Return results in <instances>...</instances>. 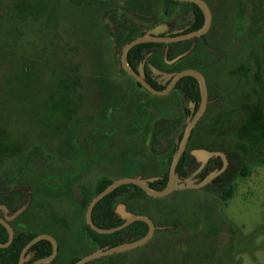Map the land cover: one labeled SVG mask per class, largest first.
<instances>
[{"label":"rangeland","instance_id":"obj_1","mask_svg":"<svg viewBox=\"0 0 264 264\" xmlns=\"http://www.w3.org/2000/svg\"><path fill=\"white\" fill-rule=\"evenodd\" d=\"M152 2L147 0V3ZM262 3L264 5V0L214 1L215 18L226 20L217 25L223 32L214 42L220 52L218 56L230 47L240 49L243 45L246 62L248 55L255 53L264 64V7L260 10L262 27L255 33L256 38L250 36L255 18L250 11L261 7ZM249 8L251 10L247 11ZM239 12L244 13L247 25H251L246 28V32H250L246 33L248 40L243 43L234 34L243 23L237 18ZM102 25L98 10L91 6L78 8L61 0H0V174L16 170L15 164L36 144V135L51 146L59 158L73 155L78 148L75 136V131L79 130L78 120L86 117L91 120L110 112L118 94L112 87L116 81L112 74L113 48ZM205 59L202 69L210 98L214 99L218 89L223 94L220 82L232 63L209 64L207 57ZM229 81L233 86L229 94L236 100L230 104L218 103L209 108L206 115L207 119L213 117L221 104L229 107L233 119L227 118L226 123L230 131L234 129L238 134L224 140L233 162L226 181H221L223 184L218 190L212 185L196 191L173 192L161 198L127 190L121 200L130 212L146 215L161 227L178 226L166 229V233L163 228L156 229L148 245H142L143 249L140 246L116 252L89 264H171L169 250L161 254V248L167 246L166 242H180L183 236L180 226L187 232L186 236H194L184 242L189 243L193 254L188 250L185 257L178 255V261L184 264H264V92L259 114L257 117L244 115L243 128L236 94L239 95L237 88L245 82L244 72L234 73ZM261 81L258 85L264 91V80ZM246 84V88L250 87L251 81ZM253 104L254 100L248 99L245 108H253ZM185 105L186 100L179 105L183 126ZM223 117L226 118V113ZM217 129L222 131V127ZM94 144L99 154L109 156L105 143L94 140ZM245 165L248 174L243 175ZM133 169H117L114 177L130 175ZM99 170L96 165L84 171L80 176L85 179L81 190L76 189L77 183L72 184L73 188L69 184L59 186V193L33 182L28 186L38 197L29 211L30 217L34 216L32 231L50 234L60 243L56 264H70L73 259L96 249L79 227L84 220V206L94 195L93 180ZM106 176L113 178L108 173ZM56 183V180L51 181L52 186ZM229 184L233 187L232 196L224 201L221 194ZM38 188H42L40 193ZM27 189L25 187L24 191ZM61 241H64L62 247ZM176 247L184 249L180 244Z\"/></svg>","mask_w":264,"mask_h":264},{"label":"flooded vegetation","instance_id":"obj_2","mask_svg":"<svg viewBox=\"0 0 264 264\" xmlns=\"http://www.w3.org/2000/svg\"><path fill=\"white\" fill-rule=\"evenodd\" d=\"M61 1L68 5L78 6V8L91 6L98 10L103 23L104 34L108 37L113 48L112 55L115 65L112 66V74L116 81L112 83V87L117 90L118 99L111 107L109 113L100 117L95 116L91 120H89V117L78 120V133L75 131L78 148L73 155H69V157L62 155L59 158L57 154L53 153L52 147L46 145L36 135V144L29 147L23 158L15 164V166H18L16 170H8V172L5 171L0 174V219L5 221L12 229V241L17 234L22 232L32 233V238L39 234H47H37L32 231L34 216L30 217L29 211L33 209V203L38 197L35 194L33 195L31 187H28L31 182L37 183L38 186L42 185L48 189L51 188L55 193L61 192L59 191V186L62 187L64 184H69L70 188H73L72 184L77 183L78 188L76 189L81 190L85 184V179L83 180L80 176L85 173L86 169L98 165L101 170H99L98 174H95L93 180L95 185L93 197L100 192L96 190L103 181L109 180L111 183L113 180L123 177L149 179L148 186L150 188L155 190L162 189L168 181L173 155L178 149L189 123L196 116L197 118L190 129L184 150L176 165L175 173L179 181L186 185L187 179L192 184H198L210 173L219 172L201 187L178 189L173 192L176 193L183 190L196 191L207 189L212 187V185H216L213 189L218 190L217 187L223 184L221 181H226L228 178L226 175L233 163L231 161V153L224 146L225 138L235 133L234 129L232 131L229 130V123H226L228 121L227 118H232V116L229 114V107L222 105L226 102L230 104L232 100H236L235 97L229 94L233 89L232 83L229 85V77L234 76V73L244 72L245 82H242L243 84H240L239 88H237L239 95L235 93L238 96L242 110L239 118L243 123L240 127L244 128V115L246 117H257L258 112H260V98L264 91L258 84L262 82L261 80H264V70L260 71V69L264 68V64L255 53H250L252 56L248 55L249 61L246 62L247 54L243 45L240 49L238 47L235 49L230 47L225 50L223 55L218 56L220 52H217L218 48L214 45V42L223 36V32H220L217 25L218 23H225L226 20L225 18L219 20L215 18L213 5L215 0H203L210 11L211 18L207 29L200 34H196V32L200 31L205 23L204 12L195 2L188 0H153L152 3H147V0ZM252 4L255 5V2H252ZM262 7H264L263 3L261 7L254 8L255 11H250V8L247 10L250 13H254L255 18L252 29H250L252 30L250 36L255 38V33L261 28L260 10ZM237 18L242 19L243 23L239 25L234 34L236 37H240L243 43L249 36H246V33H250L246 32V28L248 26L251 28V25H247L244 13L239 12ZM141 37H146L148 40L135 43L129 48L125 59L127 70L121 61L123 48ZM205 57L208 60L206 63L209 64L215 62V64L219 65L222 62H229L230 65L232 63L226 68L222 82H220L223 94L221 95L219 93L220 89H218L214 99L210 98L208 81L205 77V71L202 69L203 61H206ZM211 57L213 58L211 59ZM256 63H258V67ZM184 70H194L204 78L206 100L201 112L202 95L198 78L192 75H184L174 80L176 75ZM248 81H251V86L246 88ZM143 82L156 92L150 91ZM163 91L164 93H161ZM247 94H249V97L246 96ZM248 99L254 100L253 108H245ZM184 100H186L187 106L185 105L183 109L186 119L183 126L181 121L182 110L179 105ZM218 103H222L221 105L219 104L221 109L215 110L218 113H214L213 117L207 119L206 115L209 108L218 105ZM191 104H193V107H190ZM223 113H226V118L223 117ZM218 127H222V131H219ZM93 139L106 144L109 156L99 154ZM198 151L215 152L216 154L205 159L201 154L195 153ZM40 164L41 168L39 169L38 165ZM129 167L134 168L130 175L114 177L117 169ZM22 173L23 178L21 177ZM33 173L35 174L34 177L31 175ZM107 173L113 175V178L106 176ZM53 180L57 181L55 186L51 185ZM124 185H127V190L134 189L148 197L161 198L146 194L134 184ZM25 187L28 188L27 191H24ZM136 187L140 190L136 189ZM39 189L41 190L42 188H38L40 193ZM127 190L114 203L113 209L116 216L121 220L120 224L125 219L117 213L116 208L117 205L121 204L126 211H129L121 200ZM33 196L34 198L32 199ZM90 200L87 201L86 205L84 204V220L79 227L85 236L86 225L89 226L86 222L85 213ZM153 223L156 227L155 230L163 228V232L166 229L171 227L174 229L178 226L173 224L161 227L156 225V222ZM0 225L7 234L5 241H0V243H6L9 239V232L1 222ZM179 228L182 229L183 236L177 245L180 244L184 249L181 247L182 250H180L175 247L178 248L176 254L169 253H172L170 256H173L171 259V261L174 259L173 262L179 260L177 258L178 255L182 256V258L186 256L188 250L190 251V245L189 243L186 245L184 242L194 237L192 235L186 236L185 233L187 232L181 226ZM166 239L169 240L171 238L167 237ZM41 240L46 239L38 240L26 250L23 264H33L51 254L52 244L49 240H46L51 246L49 254L42 255L38 247L34 248V245ZM12 241L9 245H11ZM56 244L57 251L53 259L46 263L36 264H56L60 243L56 241ZM62 245H64V241H61V247ZM8 246L2 248H7ZM79 259H73L70 264ZM178 263L184 264L180 261Z\"/></svg>","mask_w":264,"mask_h":264},{"label":"water","instance_id":"obj_3","mask_svg":"<svg viewBox=\"0 0 264 264\" xmlns=\"http://www.w3.org/2000/svg\"><path fill=\"white\" fill-rule=\"evenodd\" d=\"M191 2H195L204 12L205 15V23L202 27V29L200 31H197L196 34H200L202 32H204L209 23H210V18H211V14L210 11L208 9V7L206 6L205 2L203 0H188ZM148 40L146 37H141L138 38L134 41H132L131 43L127 44L124 48H123V52H122V57H121V61L123 66L128 70V67L126 65V54L129 50V48L134 45L135 43L141 42V41H146ZM184 75H192L198 78L199 82H200V88H201V95H202V104H201V108H200V112L203 110L204 108V104H205V100H206V87H205V82H204V78L202 77V75L194 70H184L180 73H178L175 77L174 80H177L179 77L184 76ZM144 83V82H143ZM144 85L152 92H156L155 90H153L149 85L145 84ZM160 93V92H157ZM161 93H164L161 92ZM197 118V116L189 123L180 143L178 146V149L176 150L175 154L173 155L171 164H170V169H169V176H168V181L166 183V185L160 189V190H155L152 189L148 186V181L149 179H140L137 177H123V178H118L113 180L109 185H107L102 191H100L99 193H97L89 202L87 208H86V213H85V218H86V222L87 224L91 227L92 230L101 233V234H109L112 232H115L117 230H120L122 228H124L125 226H127L128 224L134 222V221H143L147 224L148 226V231L146 232V234L142 237H140L139 239L130 241V242H126V243H121L118 245H114V246H106L103 248H99L95 251H93L92 253L81 257L79 260H77L76 262H74L73 264H85L89 261H92L94 259L106 256V255H110L116 252H120V251H125V250H129V249H133L136 247H139L141 245H143L144 243H146L153 235L154 231H155V225L152 222V220L143 214H134L131 213L129 211H126L124 209V206L119 204L117 205L116 211L117 213L125 219V221L115 227H111V228H100L97 225H95L92 221V209L93 207L96 205V203L98 201H100L104 196H106L107 194H109L110 192H112L114 189H116L117 187L124 185V184H134L135 186L139 187L140 189H142L146 194L153 196V197H164L168 194H170L171 192L178 190V189H185V188H197V187H201L203 186L206 182H208L212 177H214L215 175L218 174V172H212L210 173L202 182L198 183V184H192L190 183V181L187 179L186 182L187 184L185 185L184 183L180 182L176 173H175V168L176 165L180 159V156L184 150V147L186 145L187 139H188V135L190 132V129L195 121V119ZM198 154H201L202 156H204V158L206 159L208 156H211L213 154H216L215 152H206V151H198L195 152ZM0 222L6 226L8 232H9V239L6 243H0V247H6L10 244V242L12 241L13 238V231L12 229L9 227V225L7 223H5V221L0 219ZM40 239H46L49 240L52 244V252L49 256L42 258L38 261H36L33 264L36 263H46L50 260L53 259V257L56 254L57 251V244L55 239L49 235V234H39L36 235L35 237H33L26 245L25 247L22 249L20 256H19V260H18V264H23V260H24V253L26 252V250L33 245L35 242H37Z\"/></svg>","mask_w":264,"mask_h":264},{"label":"trees","instance_id":"obj_4","mask_svg":"<svg viewBox=\"0 0 264 264\" xmlns=\"http://www.w3.org/2000/svg\"><path fill=\"white\" fill-rule=\"evenodd\" d=\"M263 25H264V21H263ZM260 27L262 26L260 25ZM257 129L258 127L256 126V130ZM234 135H238V134L235 132ZM240 138L242 139V137ZM242 170H243L242 171L243 175L248 174L247 165L243 166ZM109 183H110L109 180L103 181L101 185L97 187L96 191L97 192L101 191ZM127 189H128L127 185H122L116 188L115 190H113L108 195L104 196L100 201L96 203V205L94 206L92 210V219H93V222L98 227L109 228V227H114L116 225H119L121 223V220L116 216L113 208H114L115 201L118 200L119 196H121ZM136 189L138 188L136 187ZM232 191H233V187L229 185L225 189V191H223V193L221 194L222 199L224 201L228 200L232 196ZM147 230H148V226L143 221H135L132 224L128 225L127 227L121 230L115 231L113 233H109V234L97 233L96 231L92 230L89 226L86 225V237L90 243H92L96 248L99 249V248H103L106 246H114V245H118L124 242H129V241L139 239L140 237L146 234ZM32 236H33L32 233L22 232L20 234H17V236L14 237L11 245H9L7 248H0V264H17L20 250L32 238ZM6 237H7V234L4 228L0 225V241L1 242L5 241ZM170 240L171 239H169V241ZM166 245H165L166 246L165 248L164 247L161 248V254L164 253L165 249L169 250V252H172V253L173 251L178 250L177 248H175L177 243H175L174 241H171L170 243L166 242ZM37 247L40 249V253L42 255H47L51 251L50 243L46 240H41L36 245H34V248H37ZM141 248L143 249L144 247L142 246ZM190 253L193 254V251L192 252L190 251ZM187 254H189V252L186 253V255ZM172 258L173 256H171V259ZM173 260L170 261L171 264L172 263L179 264L178 260H175L174 262ZM128 264H130V262ZM155 264H163V263L155 262Z\"/></svg>","mask_w":264,"mask_h":264}]
</instances>
